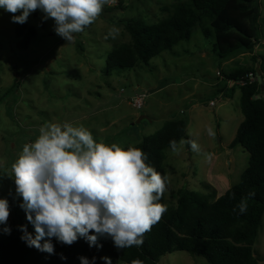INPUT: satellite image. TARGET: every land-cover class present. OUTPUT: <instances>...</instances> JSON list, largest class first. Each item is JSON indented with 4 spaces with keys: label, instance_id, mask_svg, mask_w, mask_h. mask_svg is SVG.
<instances>
[{
    "label": "rangeland",
    "instance_id": "obj_1",
    "mask_svg": "<svg viewBox=\"0 0 264 264\" xmlns=\"http://www.w3.org/2000/svg\"><path fill=\"white\" fill-rule=\"evenodd\" d=\"M182 1L186 0H117L114 6H105L84 32L75 34L73 42L58 36L54 20L43 19L44 14L38 10L26 21L37 30L26 51L15 46L14 28L18 23L12 22L11 13L0 9V198L16 194L14 179L7 174L23 145L33 142L47 122L83 126L97 142L125 148L155 133L165 122L182 119L186 135L198 143L200 152L188 150L186 144L179 153L171 149L165 152L167 204L174 206L176 193L183 186L200 191L205 182L217 196L238 183L248 166L249 154L240 146L230 149L229 144L243 120L241 94L235 88L229 98L216 97L211 85L221 78L232 86L224 74L256 68L253 57L262 56L264 62V0H258L260 40L251 52L219 60L210 54L213 37L205 41L197 26L188 41L153 58L147 67L130 71L107 67L108 53L130 43L121 20L136 17L153 23L167 16L164 8ZM113 25L119 28V35L105 39ZM159 87L162 89L157 91ZM142 96L143 101L138 100ZM211 100L213 106L209 105ZM208 127L213 128L215 137L207 134ZM14 224L10 209L7 225L0 224V230L11 229ZM29 228L34 229L31 224ZM253 248L258 263L264 264V214ZM110 260L111 264H122ZM159 264L207 263L186 252H173L160 258Z\"/></svg>",
    "mask_w": 264,
    "mask_h": 264
},
{
    "label": "trees",
    "instance_id": "obj_2",
    "mask_svg": "<svg viewBox=\"0 0 264 264\" xmlns=\"http://www.w3.org/2000/svg\"><path fill=\"white\" fill-rule=\"evenodd\" d=\"M258 0H186L164 8L167 16L153 23L140 18L120 21L130 43L113 48L107 55L108 69L130 71L149 62L163 52L171 51L182 41H188L193 29L200 27L205 41L213 37L210 54L219 60L243 52H251L260 40V6ZM38 10L34 12L36 15ZM44 28V21H41ZM16 48L26 51L37 36L34 26L25 22L14 28ZM262 56L253 57L256 68H242L224 74L226 81L240 86V111L243 120L238 125L229 144L232 149L242 147L249 154L248 166L237 184L216 197L215 189L205 182L200 191L181 187L176 193L174 206L167 204L165 194L161 199L167 211L161 220L143 235L142 246L117 249L110 237H100L98 246H90L84 237H79L71 246L52 243L55 254L28 247L21 240L24 234L19 226H26L28 233L35 235L25 211L20 207L22 197L9 193L5 198L14 215L15 224L10 234L0 230V264H81L80 257L94 264H106L107 256L122 264H159L160 258L173 252L202 258L207 264H259L254 251L259 226L264 214V62ZM252 74L256 82L248 84ZM193 140L186 135V123L172 119L153 134L142 137L132 147L148 154L147 163L165 175V152L171 149L170 141ZM188 150L191 149L186 144ZM125 147L124 149H127ZM254 193V195H249ZM242 197H247L248 208L243 214L237 208ZM43 243V241H41ZM61 254L67 259H61Z\"/></svg>",
    "mask_w": 264,
    "mask_h": 264
},
{
    "label": "clouds",
    "instance_id": "obj_3",
    "mask_svg": "<svg viewBox=\"0 0 264 264\" xmlns=\"http://www.w3.org/2000/svg\"><path fill=\"white\" fill-rule=\"evenodd\" d=\"M117 0H0V9L11 13L13 23L24 24L31 13L39 10L43 19H53L55 33L73 42L75 34L85 31ZM20 13L17 15L16 13ZM119 28L108 29L105 39H115ZM215 137L213 128L206 129ZM189 144L200 152L195 140H173L169 146L174 153ZM206 157L211 154H205ZM148 154L140 148H122L116 143L97 142L83 126L71 123L47 122L39 135L22 147L7 175L14 179L15 192L22 197L20 207L25 211L35 235L26 226L20 238L28 247L55 254L52 239L71 246L84 237L90 246L102 247L100 237H110L117 249L142 246L143 235L158 223L167 211L161 199L169 182L147 163ZM254 195V193L249 194ZM248 198L242 197L233 209L241 214L248 208ZM9 202L0 198V224L7 225ZM10 234V227L2 229ZM43 241V243H41ZM61 259H67L61 254ZM81 264H94L81 256ZM111 264L109 257H103ZM132 264H141L134 260Z\"/></svg>",
    "mask_w": 264,
    "mask_h": 264
},
{
    "label": "crops",
    "instance_id": "obj_4",
    "mask_svg": "<svg viewBox=\"0 0 264 264\" xmlns=\"http://www.w3.org/2000/svg\"><path fill=\"white\" fill-rule=\"evenodd\" d=\"M225 62H222L221 64H224ZM221 67V66H220ZM221 69V68H220ZM211 87H212V89L214 90L215 89V91H216V93H217V96L216 97H218V96H226L225 98H229V96H231L232 95V93H234V90H235V88H237V89H239L238 88V86H235V88H234V90L233 89H231V84L230 85H228V84H226L221 78L219 79H216V82L213 84V85H211ZM162 88L161 87H159V88H157V91H159V90H161ZM239 91H240V89H239ZM229 93H231V94H229ZM241 94V93H240ZM211 101H213V100H211ZM214 102V101H213ZM192 106V105H191ZM194 106V105H193ZM192 106V107H193ZM242 121V120H241ZM241 121H240V123H241ZM239 123V124H240ZM226 173V176H227V172H225ZM211 184V183H210ZM227 189V188H226ZM225 189V190H226ZM225 192V191H224ZM222 194H218L217 193V196L216 197H220Z\"/></svg>",
    "mask_w": 264,
    "mask_h": 264
},
{
    "label": "built area",
    "instance_id": "obj_5",
    "mask_svg": "<svg viewBox=\"0 0 264 264\" xmlns=\"http://www.w3.org/2000/svg\"><path fill=\"white\" fill-rule=\"evenodd\" d=\"M257 81V78L255 77V76H253L252 74H249L248 76H247V83L248 84H251V83H254V82H256ZM239 86H244L245 84H246V81H240V82H238L237 83ZM143 98H144V96H142L141 98H139L138 100H140L141 99V101H143ZM209 105L210 106H213L214 105V102L213 101H210L209 102ZM141 107V105L140 104H137V108H140Z\"/></svg>",
    "mask_w": 264,
    "mask_h": 264
},
{
    "label": "water",
    "instance_id": "obj_6",
    "mask_svg": "<svg viewBox=\"0 0 264 264\" xmlns=\"http://www.w3.org/2000/svg\"><path fill=\"white\" fill-rule=\"evenodd\" d=\"M144 116H141L139 119H142ZM139 119L137 120V122L139 121Z\"/></svg>",
    "mask_w": 264,
    "mask_h": 264
}]
</instances>
